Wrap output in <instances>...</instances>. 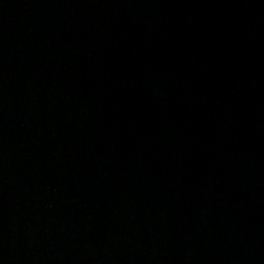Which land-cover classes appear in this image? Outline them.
I'll list each match as a JSON object with an SVG mask.
<instances>
[{
    "label": "water",
    "instance_id": "95a60500",
    "mask_svg": "<svg viewBox=\"0 0 264 264\" xmlns=\"http://www.w3.org/2000/svg\"><path fill=\"white\" fill-rule=\"evenodd\" d=\"M0 264H264V0H0Z\"/></svg>",
    "mask_w": 264,
    "mask_h": 264
}]
</instances>
